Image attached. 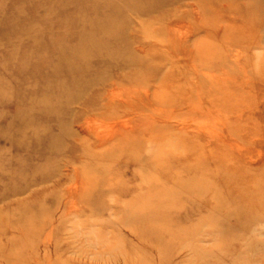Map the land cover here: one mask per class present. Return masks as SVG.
<instances>
[{
	"label": "bare ground",
	"instance_id": "obj_1",
	"mask_svg": "<svg viewBox=\"0 0 264 264\" xmlns=\"http://www.w3.org/2000/svg\"><path fill=\"white\" fill-rule=\"evenodd\" d=\"M126 1L103 0L98 6L102 14L100 10L91 21L79 19L77 40L64 43L72 56L64 55L58 65L48 63L42 86H34L37 90L26 97L31 107L0 129V146L10 144L0 147L5 153L0 180L8 182L9 193L58 178L64 174L61 167L72 164L73 182L66 195L76 199L79 192H124L135 202V215L154 220L172 202L202 189L199 172L212 149L208 146L213 147L206 136V105L209 96L219 99L224 91L217 74L211 76L213 88L206 89L208 71L231 62L243 69L254 62L252 47H264V35H259L264 8L240 0L243 8L237 16L222 12L231 8L228 3L217 9L198 0L202 11H195L196 22L172 26L173 14L153 18L155 25L145 40L135 32L131 16L145 21L161 0ZM209 8L218 13L207 16ZM39 43L32 51L46 46ZM62 45L56 47L62 50ZM253 66L264 71V55ZM24 156L39 160L30 166ZM15 162L23 167L15 169ZM255 184V204L246 207L245 196L239 200L236 225L242 233L246 227L251 233L264 228V178L256 177ZM38 203L40 210L50 206L45 200Z\"/></svg>",
	"mask_w": 264,
	"mask_h": 264
},
{
	"label": "rangeland",
	"instance_id": "obj_2",
	"mask_svg": "<svg viewBox=\"0 0 264 264\" xmlns=\"http://www.w3.org/2000/svg\"><path fill=\"white\" fill-rule=\"evenodd\" d=\"M102 1L0 0V129L8 128L14 115L31 107L26 97L34 86H42L48 63L58 65L64 55L72 56L64 43L77 40L79 19L91 21L100 10L103 13L98 10ZM161 1L142 18L150 25L131 16L141 39H148L153 18L173 14L172 26L178 22L189 27L196 22L195 11L201 10L198 0ZM207 1L217 9L226 3L231 8L238 4L236 9L222 11L237 16L243 8L240 0ZM247 1L264 8V0ZM209 12V17L218 13L211 8ZM259 33L264 35V27ZM38 42L46 46L32 51ZM58 43L64 49L59 50ZM251 52L255 62L264 55V47H252ZM253 63L239 69L231 62L208 71L206 89L213 88L211 76L217 74L224 91L219 99L211 101L209 96L207 101L206 136L213 147L208 146L212 149L199 172L203 187L196 194L169 203L170 209L152 220L150 214L135 215V202L124 192L101 196L98 191L88 196L79 192L76 199L66 195L73 182L72 164L61 167L64 174L58 178L37 181L13 194L1 179L0 264H264V228L260 232L253 228L251 233L246 227L242 233L236 225L241 196L247 200L246 207L255 204L251 195L255 179L264 178V71ZM19 96L25 99L19 101ZM4 155L2 151L0 159ZM24 157L30 166L39 160ZM22 163L15 162L13 167L20 169ZM14 182L24 187L17 177ZM42 200L50 205L44 210L38 206Z\"/></svg>",
	"mask_w": 264,
	"mask_h": 264
}]
</instances>
